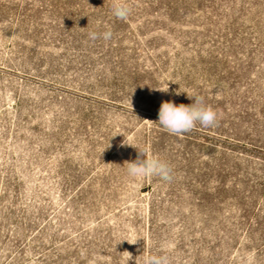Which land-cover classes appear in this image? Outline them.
<instances>
[{
  "label": "rangeland",
  "instance_id": "rangeland-1",
  "mask_svg": "<svg viewBox=\"0 0 264 264\" xmlns=\"http://www.w3.org/2000/svg\"><path fill=\"white\" fill-rule=\"evenodd\" d=\"M113 2L0 0V264H264V0ZM187 94L218 122L170 134Z\"/></svg>",
  "mask_w": 264,
  "mask_h": 264
},
{
  "label": "clouds",
  "instance_id": "clouds-1",
  "mask_svg": "<svg viewBox=\"0 0 264 264\" xmlns=\"http://www.w3.org/2000/svg\"><path fill=\"white\" fill-rule=\"evenodd\" d=\"M112 11L118 19H127L131 14V8L124 0H114ZM111 31H105L102 34L90 32L89 39L95 41L98 38H103L105 41L112 38ZM159 91L168 92V87ZM180 89L175 91V95H180ZM188 99L193 102L189 105H176L172 101H162L158 109L157 123L161 125L170 134L183 135L192 131L197 123L208 128L215 126L218 122L217 112L210 106L204 103V98L197 94L188 95ZM128 145L123 143L121 146ZM135 147V146H134ZM137 148V147H136ZM138 155L132 162L127 163V173L131 178L143 180L151 177H159L164 181L172 180V168L164 160L154 155H148L147 150L137 148ZM137 242V241H136ZM136 242H131L135 244ZM130 243V242H129ZM145 264H169V259L166 255L157 256L151 255L145 258Z\"/></svg>",
  "mask_w": 264,
  "mask_h": 264
}]
</instances>
